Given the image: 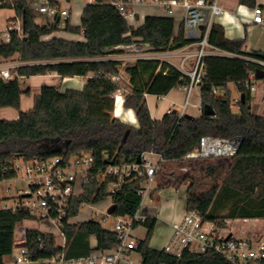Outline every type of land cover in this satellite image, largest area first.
<instances>
[{
    "label": "trees",
    "instance_id": "16d2710c",
    "mask_svg": "<svg viewBox=\"0 0 264 264\" xmlns=\"http://www.w3.org/2000/svg\"><path fill=\"white\" fill-rule=\"evenodd\" d=\"M239 2L251 8L256 5V0ZM0 7L15 10L16 15L9 21L21 17L26 34L21 37L17 31H12L9 41H0V62L18 54L23 63L16 69L20 75L28 77L50 72L65 77L95 73L82 89L62 91L55 85H43L29 110L21 109V79L0 77V106L20 110L16 119H0V180L15 176L13 165L18 158L32 160L60 154L69 156L92 150L94 169L108 162L138 161L144 151L152 150L163 155L162 164L163 161L183 160L199 147L204 134L241 135L240 148L221 185L199 191L196 181L189 183L187 210H197L210 219L264 218V114L252 110L251 93L242 85L251 71L260 68L243 55L261 57L264 52L245 50V38H228L223 25L215 21L209 43L237 55L206 54L203 57L206 72L200 84L202 113L199 116H180L179 112L170 111L161 119L152 117L146 94L166 95L189 84L191 76L169 61L138 58L126 66L131 87L124 99V107L136 113L138 126H134L113 113L114 95L119 86L109 76L120 74L123 61L102 58L112 52L105 53L104 49L137 41L152 43L158 50L181 48L193 42L186 35L184 23L177 36H174L175 19L171 16L148 15L144 24L135 28L110 0L87 3L81 27L71 25L69 20L65 26H61L59 21L40 25L35 21L27 0L7 1ZM59 30L83 33L85 40L44 39V36ZM230 82H234L243 94L238 102V113L232 110ZM214 85L224 88L222 97L213 95ZM206 105H211L215 113L204 112ZM187 179L188 176L183 178L184 181ZM113 180L111 176L101 179L94 173L84 184L83 191L75 196L68 217L77 216L84 203L100 202L110 194L116 205V216L134 214L141 203L139 190L145 177L132 175L110 193L109 184ZM231 201L233 205L222 214ZM27 217L24 212L0 209V264H6L4 258L12 253L16 223ZM157 220L156 216H151L142 223L148 231L144 239H139L137 248L141 264H232L216 252L185 250L177 256L152 247L150 241ZM70 229H80L96 236L94 249L98 250L109 249L118 240L116 231L105 228L94 219L69 223L66 231ZM39 235L44 242L42 249ZM28 243L33 260L63 250L62 246L55 244L53 234H42L37 230L28 232Z\"/></svg>",
    "mask_w": 264,
    "mask_h": 264
},
{
    "label": "built area",
    "instance_id": "2783aa9c",
    "mask_svg": "<svg viewBox=\"0 0 264 264\" xmlns=\"http://www.w3.org/2000/svg\"><path fill=\"white\" fill-rule=\"evenodd\" d=\"M7 1L12 0H0V4ZM43 1V3L37 4L36 8L41 13L46 14L47 17L58 18L62 25L65 26L72 13L71 0ZM145 1L110 0L112 4L120 9L127 20H129L130 16H135V11L131 10V6L143 4ZM155 1L160 7L169 12H173L177 6L183 7L186 10L183 20L186 27V35L193 42L199 44L197 63L190 74L191 82L179 86L187 92V98L182 105L180 113V116H183L187 112V106L191 103L190 95L193 88L200 86L206 72V64L203 61V57L206 54L229 56L237 54L219 49L209 43V35L215 19L226 12L218 0ZM63 3H65V6H63ZM252 12L253 22L264 23V0H256V5L252 8ZM201 25H203V28H200ZM12 31H17L21 37L26 36L21 17L10 21L8 26L0 32V41H9ZM243 57L254 61L260 68L264 69V58L247 55H243ZM0 77L3 79H21L22 75L19 74L16 68L12 70L11 66H7L0 69ZM109 77L119 86L114 95L115 102H117L122 99L124 94L130 91V88L122 86L121 74L110 75ZM258 80L256 70H253L242 81V85L250 92L255 91ZM212 93L216 97H222L225 94V90L221 86L214 85ZM235 101L239 102L240 99H235ZM241 142V135L224 137L204 134L200 138L199 147L189 152L185 158H233L237 154ZM151 155L158 156V160L153 161L152 157H150ZM18 159H22L25 163L26 176L24 179L27 181V188L22 190L19 196L13 197L14 204H6L4 208L16 213L24 212L28 217L18 221L15 225L13 243L19 248L20 252L13 259L12 264H23L33 260L30 255L28 232L37 230L42 234H53L55 238L54 231L50 228L51 226L61 230L62 243L58 245L55 239V244L62 246L63 250L57 254L36 259L41 264H141V260H135L131 257L134 250L137 251L139 246V239L135 237L134 229L138 223L142 224L148 217H151L144 214L142 209L146 206L144 203L147 198L149 202H155L153 182L163 160L162 154L152 150L144 151L140 162H108L106 165L98 166L94 169L95 156L92 150L74 153L69 156L60 154L41 159ZM18 159L15 160L13 165L15 176L12 178L17 177L21 171V167L17 164ZM4 171H6V168H4ZM94 173L101 179L107 176L114 177L115 180L109 184L110 193L120 187L128 177L132 175L144 176L145 181H143L139 190L142 196L141 203L134 214L116 216L117 221L113 230L117 232L118 240L112 247L105 250L91 248L79 255L69 254L66 252L68 239L65 235L66 227L71 223V218L68 217V214L75 196L83 191L84 184ZM12 178H4L0 180V183ZM11 191V187L6 188L7 193ZM8 197L5 195L3 197L0 186V198ZM233 220L228 217L210 219L197 210H186L180 220L171 223L172 233L163 249L177 256L182 255L185 250L198 253L211 251L222 255L232 264H264V237L236 235L231 229ZM104 221H106L105 217ZM39 224L45 225V228H41ZM39 240H41L39 246L42 249L44 247L42 235H39ZM16 243L25 244L16 245Z\"/></svg>",
    "mask_w": 264,
    "mask_h": 264
},
{
    "label": "crops",
    "instance_id": "0c3cea01",
    "mask_svg": "<svg viewBox=\"0 0 264 264\" xmlns=\"http://www.w3.org/2000/svg\"><path fill=\"white\" fill-rule=\"evenodd\" d=\"M83 2L84 3H82V5H78L74 10L72 9L71 16L68 20L73 26H78V27L82 26V13H83L84 7L87 3L93 2V0H83ZM218 2L220 5L224 7L226 12L223 15L217 17L215 21L223 25L226 36L231 39L245 38L246 42L244 44V49L247 51L259 50V51L264 52V23L253 22L252 8L247 5L241 4L239 0H218ZM131 7H132L131 10L135 11V16L133 17L134 23L130 22L129 20L128 22L131 26H134L135 28L143 25L145 22V18L148 15L171 16L175 19L174 36H177L179 34L181 25L184 23L183 22L184 16L181 17V15L183 14L181 13V9L178 6L175 8L173 12H169L165 10L164 8L160 7L155 0H146L145 3L143 4H139V5L131 6ZM140 7L143 8V10L146 13L144 18H142L141 13L137 11V9ZM13 11L15 12L14 9ZM15 15H16V12L13 14H9L7 19H10L11 17H14ZM176 15L178 16L177 19H176ZM263 17H264V13H263ZM47 18H50V17H47ZM55 21H59V19L57 18L52 22L50 21L48 22L53 23ZM59 22L61 23V21ZM9 23L10 21L8 20L7 25L5 24L4 28L2 29L0 28V32H2L8 26ZM52 37H61V38H65L68 40H75V41L85 40V36L83 35V33H73V32H67L65 30L55 31L52 34H48L44 36V39L47 40ZM194 45L199 46L198 43L192 42L184 47L177 48V49L158 50L156 49L157 47L152 43H144V42L137 41L132 44H121V45L114 46L109 49V51H112V52L106 56H103L102 58L120 59L123 61V64L120 66V74L122 77V81L125 83V85L128 88H130L131 86L129 83V75L126 72V66L130 63H134L138 58H141V57L158 58L161 60L169 61L170 63L174 64L179 69H181L183 72L190 75L197 63V58H198L197 53L199 51V47L198 48L196 47L190 50H187V48L192 47ZM12 58H19V55L15 54ZM19 61L21 60L19 59ZM188 62H190L191 65L187 64ZM13 64L14 62H9L7 61V59H2L0 62V69H2L3 67H7V66L13 67L14 66ZM94 75L95 73L91 71L86 76L75 75V76L65 77V76L58 74L57 72L33 75L29 77L22 76L21 81L24 83L21 84V87L23 90V93L21 95V109L29 110L34 106L35 96L41 92L42 86L45 84L55 85L62 91L66 90L67 88L82 89L84 85L86 84L87 79ZM26 78L28 80H26ZM230 83L235 84L234 82H230ZM235 86L237 87L239 91V95L235 99L241 100L243 97V94L239 90L236 84ZM198 88L199 89L197 91L198 93L197 100L194 103H192V105L194 107H198L202 112L200 86H198ZM28 90H30V92H28ZM250 93L252 96V102H251L252 110H253V103L258 104L256 113L264 114L263 112V109H264L263 78H260L257 81V89L255 91H251ZM125 95L126 94H124V96L122 97L123 99L115 103V109L113 113L116 117L120 118L122 121L128 124L134 125V126H138V119L136 117V113L134 112V110L124 107ZM185 97L187 98V92L181 87H177L171 90L166 95H155V94L146 95V99H147V102H148V105L151 111V115L154 119H161L167 112H169L170 109H172V111L176 109L177 112H179L178 108L185 103L184 102ZM186 113H190L194 116H199L201 114V113L194 114L192 112H186ZM19 114H20V110L17 108L12 109L11 106L10 107L0 106V119H16L18 118ZM186 197H187V193H186ZM186 210H187V204H186V198H185V202L183 206L181 207L178 204L174 209V212H175L173 215L174 221L180 220ZM142 212L148 216H156L157 218H159V208L156 205L148 204L142 209ZM170 229L172 231L171 225H170ZM136 237L138 239H144L138 236ZM96 246H97V238L96 236H94V239H92V242L89 244V247L82 250L81 253H77V252L70 253L68 252V247L66 249V252L69 254H73V255H79V254L87 252L91 248L94 249ZM13 247H15L14 243H13ZM4 259H5L6 264H12L11 262L13 260H7L6 257Z\"/></svg>",
    "mask_w": 264,
    "mask_h": 264
},
{
    "label": "rangeland",
    "instance_id": "374dc122",
    "mask_svg": "<svg viewBox=\"0 0 264 264\" xmlns=\"http://www.w3.org/2000/svg\"><path fill=\"white\" fill-rule=\"evenodd\" d=\"M30 7V11L35 19V21L40 25H46L55 20L53 16L47 18L46 14L41 13L37 8V4H41L43 0H27ZM83 0H71V7L74 10L78 5H82ZM65 6V3H63ZM181 9V17L185 16L186 10L183 7L178 6ZM132 8V7H131ZM15 13L12 8H2L0 7V28H4L5 24L7 25V19L9 14ZM142 18L146 15L145 11L141 10ZM178 16L176 15V19ZM62 25V23H61ZM198 48L199 46L194 45L187 48V50ZM7 61L14 62L12 70L16 66L22 64L19 61V58H8ZM187 64L191 65L190 62ZM26 80H28L26 78ZM24 83V82H22ZM122 86L127 88L125 83L122 81ZM230 88L232 89V110L233 112H239L240 108L238 103L235 101V98L239 95V91L235 84L230 83ZM198 86H195L193 92L190 96L191 104L187 107V112H192L194 114L202 113L198 107H194L192 103L197 100V91ZM128 93V92H127ZM186 97L184 99V102ZM256 103V102H255ZM3 107V106H1ZM10 107V106H4ZM258 104L253 103V110L256 112ZM12 109H15L12 107ZM179 112L182 111V106L178 108ZM264 112V109H263ZM153 161L158 160V156H150ZM233 158H221V157H202L178 161H163L161 167L158 170L155 181L153 182L155 202H149L147 198L144 205H156L159 208V218L157 220L156 228L154 230L153 236L151 238L150 244L154 248H164L169 241V236L172 233L170 229L171 222L174 221V209L179 204L183 206L186 198V189L191 181H196L198 183V190L204 191L215 185H221L225 175L232 164ZM17 164L21 167V171L18 173L17 177L12 179H7L2 181L0 186L2 188V195L9 196L8 198H0V209L4 208L5 205L14 204L13 197H17L21 194V191L27 188V181L24 179L26 176L25 172V163L22 159L17 160ZM185 176H188L187 180H183ZM165 186V187H160ZM11 187L12 191L7 193L6 188ZM186 188V189H185ZM112 204L111 196H107L104 200L97 203H84L80 209V212L77 216L72 217L71 223H80L85 220L94 219L100 221L105 228L113 229L115 227L117 217L116 215L109 214L108 208ZM233 205V201L229 202L227 208L221 213H226L228 208ZM104 217L106 221H104ZM41 228H45V225L39 224ZM55 234V239L60 245L62 243V234L61 230L55 228L54 226L50 227ZM231 229L236 235H241L243 237H264V218H238L234 219L231 224ZM136 230V232H135ZM147 227L143 224H140L134 229L135 237L145 238L147 235ZM66 238L68 239L67 247L68 252H77L81 253L82 250L89 247V244L94 239V235H91L80 229H70L65 232ZM15 236V232H14ZM137 238V237H136ZM20 250L17 246L12 248V253L6 255L7 260H13ZM131 257L135 260H141V255L138 251L132 253ZM23 264H41L36 260H31Z\"/></svg>",
    "mask_w": 264,
    "mask_h": 264
},
{
    "label": "water",
    "instance_id": "95a60500",
    "mask_svg": "<svg viewBox=\"0 0 264 264\" xmlns=\"http://www.w3.org/2000/svg\"><path fill=\"white\" fill-rule=\"evenodd\" d=\"M200 28H203V25L200 26ZM109 51L108 48H105L104 49V52L107 53ZM261 57L264 58V53L261 54ZM256 75L257 77L260 79V78H263L264 77V69L262 68H258L256 69ZM174 112H177L176 109L173 110ZM204 112H206L207 114H214L215 113V110L213 109V107L211 105H206L204 107ZM185 116H188V117H193L194 115L190 114V113H185ZM138 161L140 162L141 161V155L139 156L138 158ZM115 208H116V205L115 204H112L109 209H108V212L109 214H113L115 212ZM24 245L25 243H16V245Z\"/></svg>",
    "mask_w": 264,
    "mask_h": 264
},
{
    "label": "bare ground",
    "instance_id": "6f19581e",
    "mask_svg": "<svg viewBox=\"0 0 264 264\" xmlns=\"http://www.w3.org/2000/svg\"><path fill=\"white\" fill-rule=\"evenodd\" d=\"M142 9H143V8L140 7V8L137 9V11L141 12ZM129 21L132 22V23H134V19H133L132 16L129 17ZM122 99H123V98H122ZM119 104H120V103H119Z\"/></svg>",
    "mask_w": 264,
    "mask_h": 264
}]
</instances>
